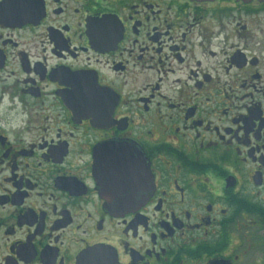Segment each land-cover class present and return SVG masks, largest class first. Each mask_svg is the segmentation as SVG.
<instances>
[{"label":"flooded vegetation","instance_id":"af4514ba","mask_svg":"<svg viewBox=\"0 0 264 264\" xmlns=\"http://www.w3.org/2000/svg\"><path fill=\"white\" fill-rule=\"evenodd\" d=\"M0 264H264V0H0Z\"/></svg>","mask_w":264,"mask_h":264}]
</instances>
